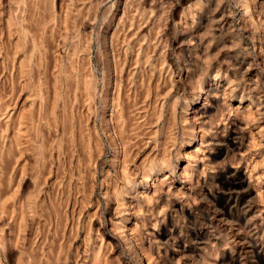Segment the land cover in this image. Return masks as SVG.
<instances>
[{
	"label": "rangeland",
	"instance_id": "obj_1",
	"mask_svg": "<svg viewBox=\"0 0 264 264\" xmlns=\"http://www.w3.org/2000/svg\"><path fill=\"white\" fill-rule=\"evenodd\" d=\"M0 264H264V0H0Z\"/></svg>",
	"mask_w": 264,
	"mask_h": 264
},
{
	"label": "bare ground",
	"instance_id": "obj_2",
	"mask_svg": "<svg viewBox=\"0 0 264 264\" xmlns=\"http://www.w3.org/2000/svg\"><path fill=\"white\" fill-rule=\"evenodd\" d=\"M74 22H75V21H74ZM203 90H204V89H203ZM201 93H202V92H201ZM202 94H203V93H202ZM202 94H200V95H202ZM226 94H227V93H226ZM201 98H202V97H201ZM202 101H203V100H202ZM203 102H204V101H203ZM202 104H203V103H202ZM204 104H205V103H204ZM204 104H203V105H204ZM200 105H201V104H200ZM205 105H206V104H205ZM201 106H202V105H201ZM199 108H200V107H199ZM204 108H205V107H204ZM201 109H202V108H201ZM187 115H188V114H187ZM201 115H202V114L200 113V116H201ZM186 119H189L188 116H186ZM230 119H231V118H230ZM231 121H232V120H231ZM231 123H232V122H231ZM233 124H234V123H233ZM236 124H237V122H236ZM236 124H234L233 127H235ZM220 126H221V125H220ZM239 126H240V125H239ZM233 127H232V128H233ZM229 129H230V128H229ZM230 131H231V130H230ZM234 131H235V130H234Z\"/></svg>",
	"mask_w": 264,
	"mask_h": 264
}]
</instances>
